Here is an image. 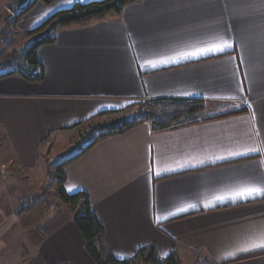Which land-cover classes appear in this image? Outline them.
I'll list each match as a JSON object with an SVG mask.
<instances>
[{
	"label": "crops",
	"instance_id": "obj_1",
	"mask_svg": "<svg viewBox=\"0 0 264 264\" xmlns=\"http://www.w3.org/2000/svg\"><path fill=\"white\" fill-rule=\"evenodd\" d=\"M95 1L38 2L18 24L28 34ZM54 36L38 50L42 81L0 72V200L12 197L11 224L25 194L44 192L42 162L86 125L141 101L204 100L233 114L157 133L144 122L102 138L63 168L64 190L88 196L118 260L154 246L180 264H264V195L230 198L264 189V0H136ZM224 40L233 45L224 52L182 56ZM50 204L27 230L38 263L96 264L70 206Z\"/></svg>",
	"mask_w": 264,
	"mask_h": 264
},
{
	"label": "trees",
	"instance_id": "obj_2",
	"mask_svg": "<svg viewBox=\"0 0 264 264\" xmlns=\"http://www.w3.org/2000/svg\"><path fill=\"white\" fill-rule=\"evenodd\" d=\"M54 1L55 0H34L31 5L19 13V17L29 12L38 2L50 5ZM135 1L136 0H101L90 3H77L69 9L59 11L44 24L28 32L30 36H33V39L29 47L24 51L25 64L20 67V71L13 69L16 62L10 59L6 63H3L2 67L0 66V72H5V76L19 74L29 81H42L44 72L43 66L38 59V50L42 46L50 45L55 42L56 38L54 32L57 29L84 25L94 19L105 18L110 14H121L126 6L133 4ZM125 112L126 114L120 115L109 123L94 127V133L101 132L102 134L91 142L88 147L84 148L82 152L59 166L56 176L58 179V196L62 203L69 205L72 209L74 213V224L85 242V249L88 255L96 264H180L178 257L174 254L166 258L160 257L154 246L141 249L136 256L130 259L118 260L115 258L107 248L104 228L92 212L88 196L84 193H77L74 195L67 194L63 187L65 176L62 170L67 164L77 158V156L85 153L94 146L98 140L112 135L123 134L144 122H150L152 131L157 133L198 122L214 120L232 115L233 113L224 112L221 107L213 111L204 100L170 98L152 99L133 103L126 107L124 113ZM91 136H94V134ZM35 206L36 205L24 206L20 209V217L26 216L30 219L29 214L31 212L37 214V210H41L42 208L40 206L39 208ZM51 206L50 203L44 204V212L42 210L43 215L40 219L38 217L39 220H35L36 224L41 223L47 218L44 213L47 210H51ZM56 208L58 207L55 205L53 210H56ZM29 211L30 213H28ZM28 219L24 221V226L27 230L39 226H33L31 224L32 221Z\"/></svg>",
	"mask_w": 264,
	"mask_h": 264
},
{
	"label": "rangeland",
	"instance_id": "obj_3",
	"mask_svg": "<svg viewBox=\"0 0 264 264\" xmlns=\"http://www.w3.org/2000/svg\"><path fill=\"white\" fill-rule=\"evenodd\" d=\"M6 1L7 0H0V66L2 67L3 63L13 59L16 62L13 69L20 71V67L25 64L24 51L29 47L33 36H30L27 32L21 30L20 25L18 24V21L21 18L19 17V13H11L7 7L10 0ZM124 114H126V112L122 115ZM102 121L104 120H98L99 123H94L93 125L89 124L82 128L81 131L83 133L80 134V138H77L72 146H67L60 151L57 154L59 157L51 156L49 159L47 158V160L43 157L45 159L42 162L45 171V178L43 179V181H45L44 192L41 195H38V197H35L33 194H25L24 197H22L21 204H19L17 208L18 210L16 211L17 214H19L20 209L24 206L36 205L35 207L38 208L40 206L42 209H38L37 214L34 212L30 213V211L28 212L30 213L29 216L31 220L26 216L20 217V214L14 215L16 218L18 217L17 219L19 220H16V222L18 221L19 224L12 225L10 218L14 213L10 212L12 208L11 204L8 203L11 202L12 197L7 193L2 195L3 199L0 200V238L2 237L3 240L5 238V241L0 243V247L3 248L2 251H0V254H2L0 262H3L4 264H39L38 257L32 249V246L35 244V239L34 241H30L27 229L24 226V221L28 219L29 221L36 223V221L33 220H39L43 215L42 210L45 203H52L54 204V207L57 204L64 206V203L62 204L58 196L57 170L63 162L82 152L84 148L88 147L91 142L96 140L102 134L101 132L94 133V127L102 125L100 124ZM92 134H94V136H91ZM63 146H61V148ZM57 148L59 147H56V150ZM36 180L38 181V179L31 178V183L34 184ZM21 183L25 188L29 187V182L24 181L22 178ZM53 211L55 212L56 210L54 209ZM204 263L210 262L197 261L194 264Z\"/></svg>",
	"mask_w": 264,
	"mask_h": 264
},
{
	"label": "snow or ice",
	"instance_id": "obj_4",
	"mask_svg": "<svg viewBox=\"0 0 264 264\" xmlns=\"http://www.w3.org/2000/svg\"><path fill=\"white\" fill-rule=\"evenodd\" d=\"M233 45L229 43L228 41L224 40L221 41L219 44L209 46L208 48L204 49H198L193 52H188V53H183L182 56L183 58H188V57H199L200 55H210L214 54L217 52H224L228 48H231ZM167 62H175V61H167ZM155 66V64H153ZM250 151H256L255 149H251ZM257 195H264V189L260 188H246L242 189L239 192L235 193L232 197V199L236 198H250V197H255ZM217 199L223 200V197H218ZM189 207H195L194 205H190ZM186 210V209H185Z\"/></svg>",
	"mask_w": 264,
	"mask_h": 264
},
{
	"label": "water",
	"instance_id": "obj_5",
	"mask_svg": "<svg viewBox=\"0 0 264 264\" xmlns=\"http://www.w3.org/2000/svg\"><path fill=\"white\" fill-rule=\"evenodd\" d=\"M34 0H10L7 7L11 13H20L25 10Z\"/></svg>",
	"mask_w": 264,
	"mask_h": 264
}]
</instances>
